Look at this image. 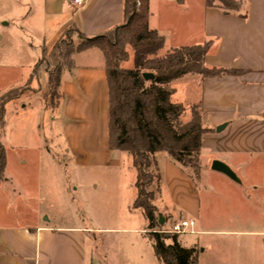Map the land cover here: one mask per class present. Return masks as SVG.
<instances>
[{
    "label": "crops",
    "instance_id": "crops-1",
    "mask_svg": "<svg viewBox=\"0 0 264 264\" xmlns=\"http://www.w3.org/2000/svg\"><path fill=\"white\" fill-rule=\"evenodd\" d=\"M230 1L237 9L226 15L216 2L206 8L205 0H183L181 6L173 0L148 2L147 27L163 38L162 52L209 43L205 66L239 73L236 77L206 80L187 76L181 79L182 84L170 85L173 104L200 105L206 134L201 140L199 189L168 160L158 163L156 156L155 161L159 183L167 189L179 218H189L193 228L201 221L200 232L191 231L188 236L217 239L216 255L209 244L202 250L209 264H264V0ZM65 2L68 4V0H42L44 17L54 21L47 27L46 36L35 37L43 46L40 59L51 53L68 30L92 39L125 23L124 0H85L80 9L68 8V14L62 12ZM27 6L33 11L36 3L28 0ZM192 8L197 11L196 17ZM174 21H184L185 31L197 22L199 31L192 28L180 34L173 27ZM71 61L72 70L60 75L61 105L55 121L60 125L58 140L64 153L69 154L65 164L70 171L106 169L114 174L131 162L107 150L108 92L103 57L98 51H88L75 54ZM190 88L198 89L199 101L176 99L181 89L188 92ZM220 127L223 130L216 133ZM41 145L44 149L43 142ZM0 146L5 158L0 208L5 199L22 198L16 210L0 211V264L96 263L95 250L88 251L86 241L104 231L84 226L78 212H74L71 226L42 224L44 213L37 191L21 171L33 156L15 157ZM213 162L227 167L238 184L211 172ZM112 179L123 182L121 177ZM132 180L133 176L127 180L131 209L135 197ZM8 184L10 190L3 189ZM74 186L78 187L77 181ZM74 192L77 194L78 189ZM167 217L162 229L174 221L170 214Z\"/></svg>",
    "mask_w": 264,
    "mask_h": 264
},
{
    "label": "rangeland",
    "instance_id": "rangeland-1",
    "mask_svg": "<svg viewBox=\"0 0 264 264\" xmlns=\"http://www.w3.org/2000/svg\"><path fill=\"white\" fill-rule=\"evenodd\" d=\"M33 1L36 3V8L31 11L27 6L28 0H0V97L10 91L17 96L16 100L5 107L4 123L0 128V133L2 131L0 145L9 155L15 157L33 156L32 162L21 171L30 181V186H35L37 191L40 211L44 213L40 220L42 224L49 227L57 225L68 227L74 223V212H78L84 226L104 231L98 232L97 236H89L86 241V249L95 250L94 264H159L152 253L147 222L139 211L129 208L130 182L128 184L127 180L130 176H133L132 183H135L132 166L123 165L118 172L112 174L106 169L91 171L76 168L70 171L65 164L69 154L64 153L60 139L58 140L60 125L55 122L61 105L59 92L50 89L47 78L42 76V73L38 77L35 76V79L30 77L34 65L40 59L43 47L35 37L46 36L47 27L54 21L44 17L42 0ZM210 1L216 2L218 6L221 2H229L228 0ZM129 2L133 11L140 10L137 0H129ZM68 8L66 2L62 3L64 14H68ZM191 12L196 17V9L192 8ZM173 27L180 34L189 32L192 28L196 33L199 31L197 22L188 25L190 27L188 31H185L184 21H178ZM69 38L76 48L79 45V36L71 33ZM126 52L129 61L122 68L129 70L132 68L134 53L129 48H126ZM94 53L92 52L91 55ZM165 53L168 52H161L157 57H162ZM42 63L41 71L45 69L51 71L48 59H43ZM181 82L183 80H178L174 85H180ZM176 99H184L187 102L199 101L198 89L190 88L188 92L181 89ZM193 106H196V103L182 106L186 111L183 122L189 120V108ZM41 142L44 144V149ZM121 155L131 162L127 155ZM35 156L39 161L37 158L36 162ZM164 159L168 160L164 155H157L158 163L163 162ZM174 167L187 177L179 166L174 165ZM112 176L123 178V182L115 183ZM152 178H156V175L154 174ZM75 181L78 187L74 186ZM152 184L150 189L153 195L152 206L156 209L157 216L166 221L169 220L167 214H170L174 219L173 222L168 223L167 228L169 229L173 223L185 220L179 218L180 212L173 206L165 186H161L160 183L155 186L154 179ZM193 184L199 189L198 184ZM75 188L78 189L79 196L75 194ZM3 189L10 190V185ZM64 191L68 193L64 194ZM20 199L22 198L17 196L13 201L5 199L0 211L16 210L21 202ZM185 221L192 222L189 218ZM144 224H146L145 232L142 233ZM196 225L189 232H200V219ZM176 242L182 249L197 251V264H209L206 260L207 255L202 254L203 247L207 244L216 255L214 245L217 244V239L184 235L178 236Z\"/></svg>",
    "mask_w": 264,
    "mask_h": 264
},
{
    "label": "trees",
    "instance_id": "trees-1",
    "mask_svg": "<svg viewBox=\"0 0 264 264\" xmlns=\"http://www.w3.org/2000/svg\"><path fill=\"white\" fill-rule=\"evenodd\" d=\"M173 1L178 6L183 3V0ZM228 1L218 6L225 15L237 9L236 4ZM137 2L138 12L132 10L129 0H124V25L102 36L86 39L75 30L66 31L51 53L42 55L30 77L35 79L42 73L50 89L59 92L60 75L64 70H72L71 59L75 54L98 51L102 55L108 92L107 150L125 154L131 160L135 173L132 209L139 211L147 222L153 256L159 264H197L195 249H182L176 236L154 234L161 231L165 223L152 206L153 179L155 186L160 182L155 157L165 155L189 180L198 184L201 140L206 134L201 125L200 105L190 107L189 120L183 122L185 108L172 103L170 85L187 76L206 80L236 77L239 73L207 68L205 58L209 43L170 50L157 57L163 51L164 40L148 30L149 0ZM213 3L205 0V7L211 8ZM71 33L79 36L76 48L70 41ZM126 48L134 53L129 70L122 68L129 61ZM43 59L49 60L51 71H41ZM143 75H151L152 81L145 82ZM12 92L0 97V128L4 123L5 106L17 98ZM59 96L61 98L60 92ZM4 167V151L0 146V179ZM154 174L156 178H152Z\"/></svg>",
    "mask_w": 264,
    "mask_h": 264
},
{
    "label": "built area",
    "instance_id": "built-area-1",
    "mask_svg": "<svg viewBox=\"0 0 264 264\" xmlns=\"http://www.w3.org/2000/svg\"><path fill=\"white\" fill-rule=\"evenodd\" d=\"M85 0H68V6L71 10H77L80 9ZM193 222H186L185 220H181L178 223L172 224L169 229H161L159 232H155L154 234L157 235H168V236H184V235H190L191 232H189L194 227Z\"/></svg>",
    "mask_w": 264,
    "mask_h": 264
},
{
    "label": "water",
    "instance_id": "water-1",
    "mask_svg": "<svg viewBox=\"0 0 264 264\" xmlns=\"http://www.w3.org/2000/svg\"><path fill=\"white\" fill-rule=\"evenodd\" d=\"M142 78L145 82L152 81V79H153L151 75H143ZM223 128L224 127H220L218 129H216V133L221 132L223 130ZM210 171L215 173V174H218V175H221V176L227 178L228 180H230L233 183L238 184V180L236 179L235 175L227 167L223 166L222 164H220L218 162H213L211 164ZM159 226L160 227L162 226L161 220L159 222Z\"/></svg>",
    "mask_w": 264,
    "mask_h": 264
}]
</instances>
